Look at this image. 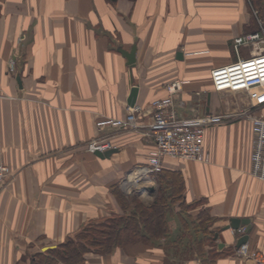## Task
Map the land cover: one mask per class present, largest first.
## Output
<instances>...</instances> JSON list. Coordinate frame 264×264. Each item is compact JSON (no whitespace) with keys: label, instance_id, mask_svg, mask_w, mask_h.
<instances>
[{"label":"crops","instance_id":"0c3cea01","mask_svg":"<svg viewBox=\"0 0 264 264\" xmlns=\"http://www.w3.org/2000/svg\"><path fill=\"white\" fill-rule=\"evenodd\" d=\"M250 6L249 0H0V162L12 169L0 192V264H33L35 254L88 221L123 212L115 187L147 205L155 200L156 174L135 183L136 168L147 164L155 145L147 130L151 103L182 79L175 96L181 115L228 107L211 70L236 60L233 38L249 31ZM135 44L136 62L129 64L118 48ZM135 85L138 127H100L99 120L128 113ZM256 112L264 115V105ZM253 138L252 123L240 118L207 129L209 161L164 160L166 169L183 174L189 202L205 199L202 217H216L218 237L215 245L200 244L203 254L176 250L195 247L191 240L158 238L86 252L83 264H256L237 253L245 232L223 228L231 217L249 218L247 242L264 252V180L251 173ZM97 139L119 150L100 157L88 148ZM129 184L137 191L126 192ZM191 213L198 217L199 209ZM180 226L172 219L171 235Z\"/></svg>","mask_w":264,"mask_h":264},{"label":"built area","instance_id":"2783aa9c","mask_svg":"<svg viewBox=\"0 0 264 264\" xmlns=\"http://www.w3.org/2000/svg\"><path fill=\"white\" fill-rule=\"evenodd\" d=\"M258 20V30L233 38L236 60L211 70L215 90L246 93L249 104L238 111L181 115L177 111L175 96L183 89L185 80L176 79L170 82L167 96L153 99L151 103L152 112L147 130L155 145L149 153L147 164L136 168L135 183L162 171L166 157L209 161L210 156L205 146L207 129L240 118L248 119L254 131L251 173L264 180V115L256 112L257 108L264 105V22L260 18ZM243 48L248 49V55L244 54ZM129 109L124 117H107L99 120L97 124L100 127L112 125L126 129L138 127L142 108L136 104ZM110 147L111 142L104 140H93L89 144L91 151ZM11 173V167L0 162V192ZM132 184L125 187L129 188ZM238 230L243 233L245 227H239ZM237 253L254 259L256 264H264V252L251 249L248 242L241 244Z\"/></svg>","mask_w":264,"mask_h":264},{"label":"trees","instance_id":"16d2710c","mask_svg":"<svg viewBox=\"0 0 264 264\" xmlns=\"http://www.w3.org/2000/svg\"><path fill=\"white\" fill-rule=\"evenodd\" d=\"M249 2L252 7L263 12L264 0ZM259 28V22L255 23L253 18L250 30L256 31ZM156 176L160 187L150 205L142 202L136 194L127 195L115 187L114 191L122 204L123 212L88 221L74 236L57 247L35 254L33 264H83L86 252L111 251L126 242L136 240L168 238L173 241L183 239L193 241L195 247H177V251L184 249V254L190 252L203 254L205 249L200 247L201 243L215 245L216 232L212 226L216 217L210 215L202 217L205 213V210L203 211L205 199L191 202L187 200L184 176L179 171H171L164 167ZM193 209H199L198 217L191 213ZM172 219H176L182 225L173 235L170 233Z\"/></svg>","mask_w":264,"mask_h":264},{"label":"water","instance_id":"95a60500","mask_svg":"<svg viewBox=\"0 0 264 264\" xmlns=\"http://www.w3.org/2000/svg\"><path fill=\"white\" fill-rule=\"evenodd\" d=\"M119 51L122 52V54L127 58V61L129 64H135L136 62V51H137V45H133L132 48L130 50H126L123 47H119L118 48ZM182 49H179L178 51V57H182ZM138 86L135 85L132 87L131 89V93L130 96L128 98V103L130 104V106H135L136 102H137V96H138ZM118 148L112 147L106 150H100V149H96L95 153L97 155H99L100 157H110L112 153H114L115 151H118ZM241 226H245V234L242 235L238 241H237V247H240L241 244L245 243L248 241L249 238V229H250V219L249 218H241V217H231L230 218V223H228L227 225H225L223 228L227 229V228H239ZM218 232H216L215 237H218Z\"/></svg>","mask_w":264,"mask_h":264},{"label":"rangeland","instance_id":"374dc122","mask_svg":"<svg viewBox=\"0 0 264 264\" xmlns=\"http://www.w3.org/2000/svg\"><path fill=\"white\" fill-rule=\"evenodd\" d=\"M250 10H251V14H252V19H251V22H252V20H253V18H255V23H257V22H259V20H258V18H260L261 20H263L264 21V9H263V12H260V10L258 9V8H256V7H252V6H250ZM256 17H258V18H256ZM254 22V21H253ZM260 25V24H259ZM251 28V27H250ZM249 32H252V29L250 30L249 29V31H247V32H244V33H241V34H245V33H249ZM234 48V47H233ZM243 51H244V54H246V55H248V49L247 48H243ZM183 88H184V86H183ZM181 91V90H180ZM179 91V92H180ZM225 92V95H224V101L227 103V106L228 107H226L225 109H223L221 112H226V111H238V110H240L242 107H244L245 105H248L249 104V100H248V98H247V95H246V93H244V95L246 96H244L245 97V101L244 100H241L240 98H238L237 99V96H239V95H237V94H243V93H238V92H228V91H224ZM176 101V100H175ZM214 112H216V111H214ZM107 118V117H106ZM97 140H99V139H97ZM105 141V140H104ZM90 144V143H89ZM88 148H89V146H88ZM110 148H112V147H110ZM109 149V148H108ZM106 150V149H105ZM95 152V151H94ZM123 189L126 191V192H135V191H137V190H135V191H132V189H130V187L129 188H126V187H123ZM77 233V232H76ZM75 233V234H76ZM74 234V235H75ZM73 235V236H74Z\"/></svg>","mask_w":264,"mask_h":264},{"label":"bare ground","instance_id":"6f19581e","mask_svg":"<svg viewBox=\"0 0 264 264\" xmlns=\"http://www.w3.org/2000/svg\"><path fill=\"white\" fill-rule=\"evenodd\" d=\"M143 184V183H142ZM146 184V183H145ZM138 185H141V184H138Z\"/></svg>","mask_w":264,"mask_h":264}]
</instances>
